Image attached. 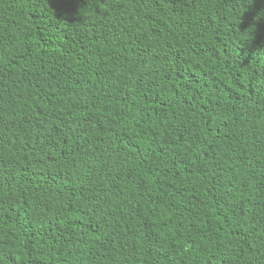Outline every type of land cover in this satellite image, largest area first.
Wrapping results in <instances>:
<instances>
[{"label":"trees","instance_id":"1","mask_svg":"<svg viewBox=\"0 0 264 264\" xmlns=\"http://www.w3.org/2000/svg\"><path fill=\"white\" fill-rule=\"evenodd\" d=\"M0 264H264V0H0Z\"/></svg>","mask_w":264,"mask_h":264}]
</instances>
